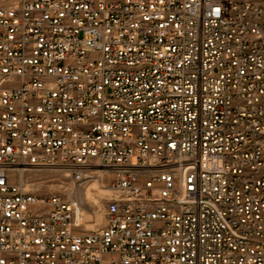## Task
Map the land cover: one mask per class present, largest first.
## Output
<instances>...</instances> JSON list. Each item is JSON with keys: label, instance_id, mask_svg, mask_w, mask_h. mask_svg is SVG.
I'll return each mask as SVG.
<instances>
[{"label": "built area", "instance_id": "2783aa9c", "mask_svg": "<svg viewBox=\"0 0 264 264\" xmlns=\"http://www.w3.org/2000/svg\"><path fill=\"white\" fill-rule=\"evenodd\" d=\"M0 264H264V3L0 0Z\"/></svg>", "mask_w": 264, "mask_h": 264}, {"label": "rangeland", "instance_id": "374dc122", "mask_svg": "<svg viewBox=\"0 0 264 264\" xmlns=\"http://www.w3.org/2000/svg\"><path fill=\"white\" fill-rule=\"evenodd\" d=\"M242 1L264 3V0ZM14 181L21 183L23 189L31 194H56L76 201L81 216L80 232L88 233L103 227L109 198L103 193L107 190L106 181L91 179L80 185L74 184L67 171L60 168L28 169L15 173Z\"/></svg>", "mask_w": 264, "mask_h": 264}, {"label": "bare ground", "instance_id": "6f19581e", "mask_svg": "<svg viewBox=\"0 0 264 264\" xmlns=\"http://www.w3.org/2000/svg\"><path fill=\"white\" fill-rule=\"evenodd\" d=\"M22 171H24V170H22ZM101 193H102V191H101ZM103 193H104L105 196H109V192L107 190H103Z\"/></svg>", "mask_w": 264, "mask_h": 264}]
</instances>
